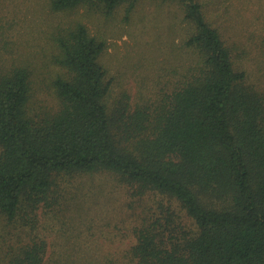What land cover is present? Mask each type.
I'll return each instance as SVG.
<instances>
[{"label": "trees", "instance_id": "trees-1", "mask_svg": "<svg viewBox=\"0 0 264 264\" xmlns=\"http://www.w3.org/2000/svg\"><path fill=\"white\" fill-rule=\"evenodd\" d=\"M137 1L51 0V9L109 17ZM162 1L183 7L193 59L148 109L109 116L105 44L81 24L53 38L55 111L30 113L26 68L0 73V214L12 221L22 212L32 224L41 205L54 203L55 176L102 169L176 201L194 224L190 236L159 220L138 229L136 264H264V96L235 70L195 0ZM45 254L46 242L34 238L9 264H43Z\"/></svg>", "mask_w": 264, "mask_h": 264}, {"label": "rangeland", "instance_id": "rangeland-1", "mask_svg": "<svg viewBox=\"0 0 264 264\" xmlns=\"http://www.w3.org/2000/svg\"><path fill=\"white\" fill-rule=\"evenodd\" d=\"M195 1L229 49L235 70L264 96V0ZM126 10L119 6L107 17L83 6L54 12L51 0H0V73L14 67L30 72L32 115L58 108L52 82L61 69L53 38L76 24L105 44L99 63L109 85L103 100L109 116L148 109L170 94L193 59L185 46L193 29L183 7L138 0ZM54 181V203L41 205L32 224L22 212L12 221L0 214V264H9L34 238L46 242L43 264H136L130 252L143 226L159 220L176 236L178 228L189 236L195 231L176 201L130 186L114 172L60 174Z\"/></svg>", "mask_w": 264, "mask_h": 264}]
</instances>
